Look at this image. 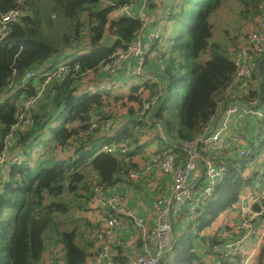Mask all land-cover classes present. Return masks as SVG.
<instances>
[{
    "label": "trees",
    "instance_id": "16d2710c",
    "mask_svg": "<svg viewBox=\"0 0 264 264\" xmlns=\"http://www.w3.org/2000/svg\"><path fill=\"white\" fill-rule=\"evenodd\" d=\"M112 1L115 5L102 7L101 0H0L1 13L9 10L21 13L0 35V155L7 147L6 160L0 168V264H40L48 244L54 248L61 246L60 258L55 257L57 251L51 252L50 259L55 264H87L96 251L92 239L93 229L100 223L96 219L107 213L105 207L103 209L93 200L94 179H98L94 184L100 185L119 183L122 176L136 167L131 157L150 142L169 146V150L164 151H171L178 162H183L185 156L177 145L193 140L208 127L219 105L231 103L232 96L240 102L236 105L251 111H264V47L250 51L249 77L225 96L235 72L233 58L243 36L251 30L236 36L231 48L211 41V15L222 0H152L150 20L154 22L159 17L163 23L162 36L152 44L160 51L161 63L150 60L144 70L163 86V96L154 113L155 121H160L167 132V140L162 139L153 124L148 127L136 115L141 98L153 96L156 82L146 75L144 78L134 75L144 80L130 86L126 92L99 91L102 87L120 84L114 78L122 77L123 71L99 72L100 67L111 62L109 57L114 51L126 50L141 27L136 19L112 16L118 5L130 0ZM245 4L252 6L256 25L264 0ZM53 22L66 23V32L60 36L51 31L49 26ZM43 29L51 34H45ZM204 52L208 55L206 60L201 58ZM66 58L69 60L65 61ZM45 61L50 65L37 70ZM63 63L77 65V68L63 80L51 81L46 86L33 106L30 122L25 124L24 130L14 132L6 144V137L17 122L19 97L16 96L21 93L22 98L36 95L43 79L26 81L15 92L9 85L20 84L28 69L44 72ZM255 64H258V71ZM83 75L90 76L94 84H86ZM103 80L107 85L97 88L96 84L100 85ZM92 111H95L97 125L90 128ZM123 117L128 118V122L120 133L112 135L113 126ZM106 122L110 126L108 131H103L101 127ZM263 131L264 118L242 111L230 117L227 134L234 140V147L232 155L224 159L228 169L226 178L217 184L213 198L199 209L192 221L180 214L174 225L173 245L160 264H208L194 247L208 238L213 240V245L218 243L216 233L222 228L213 234L208 229L223 212L226 211V217L232 215L239 195L251 185L256 174L243 173L252 163V157L241 158L237 152L244 146L261 149L263 141L259 139ZM125 141L129 142V151L125 154L100 150L105 144L123 145ZM44 152L48 153L47 157L43 156ZM198 152L202 165L206 152L202 148ZM46 162L51 163L48 166ZM86 167L88 173H85ZM87 179L92 181L88 183ZM128 184L126 182L124 187ZM81 189L85 190L80 198L86 210L100 216L95 217L93 223H87L89 250L79 246L77 237L81 232L76 227L59 230L55 219L70 214L71 207L64 201L65 195L77 194ZM261 219L263 215L254 221L255 227L259 228ZM225 227L232 229L229 225ZM257 231L253 230L250 241L258 240ZM252 243L253 247L258 246L257 242ZM260 248L261 264H264V241ZM115 251L114 261L126 263L120 248L116 247ZM248 253L247 244L243 242L230 255H224L222 250L207 254L212 264H242Z\"/></svg>",
    "mask_w": 264,
    "mask_h": 264
},
{
    "label": "built area",
    "instance_id": "2783aa9c",
    "mask_svg": "<svg viewBox=\"0 0 264 264\" xmlns=\"http://www.w3.org/2000/svg\"><path fill=\"white\" fill-rule=\"evenodd\" d=\"M163 1V0H158ZM107 5H115L112 0H101ZM152 0H130L128 3L118 5L113 10L114 18L125 16L136 19L141 27L136 38L131 42L126 50L114 51L109 59L110 63L100 67L99 72L123 71L125 76L145 75L144 67L153 59L160 64V51L152 44L158 41L162 36L163 23L157 17L151 22L149 13ZM258 21L251 32L244 37L233 58L235 72L230 81L225 96L230 94L231 89L240 84L249 77L251 67L248 64L250 51L264 47V4L262 5ZM20 11L9 10L5 13L0 12V35L8 23L15 22L20 16ZM77 65H60L47 72H36L28 69L23 75L22 82L41 78L42 83L38 87L36 95H29L26 98L19 96L17 101V122L11 127L10 133L5 139L8 144L14 132L24 130L25 124L30 122V109L35 105L36 100L44 93L46 86L51 81L63 80L72 69ZM151 79L156 82V89L151 97H142L141 106L136 112L140 121H143L148 127L154 125L162 139L167 140V132L162 127L160 121H155L154 113L157 109L158 101L163 96V86L155 77ZM156 107V108H155ZM242 111L252 113L258 118H264L263 110H245L236 104L222 103L217 108V113L210 119L208 127L198 133L193 140L181 141L177 146L178 150L185 156L183 162H178L177 157L171 151L152 152L145 165L140 169H133L127 175L121 177L117 184L100 185L93 184L94 201L100 205L107 213L102 221L97 224L92 232V239L96 245V251L93 257V264H118L114 261L113 247L124 245L119 241V232H127L132 228L137 229L138 236L142 241L141 252L127 264H160L165 253L170 249L172 230L178 222L180 214H184L192 221L201 207L208 203L214 195L216 186L222 182L227 175V159L233 153L234 140L227 134V127L230 117ZM93 120L90 122V128L96 124L95 111L90 112ZM102 123V122H101ZM100 123V124H101ZM109 123L102 125L103 131H108ZM199 148L206 152L203 158L204 163H199ZM7 147L3 149L0 155V168L4 166L6 160ZM102 151L108 154L120 152L125 154L129 151V142L125 141L123 145L111 144L102 147ZM259 150L244 146L237 152L241 158L252 157L254 170L256 172L250 186L246 187L238 197L231 212L234 221L232 229L223 227L216 234L218 243H212V239L205 241V248L208 251L222 250L224 255H230L235 247L246 242L254 229L258 230L259 239L264 238V159L259 162L257 158ZM156 170L170 178V189L163 198L162 203L155 202L150 210L149 216L154 223L148 226L144 218L136 215L132 209L127 207L124 184L126 182L140 183L147 179L151 172ZM196 174L199 181H193L191 177ZM196 177V176H195ZM197 180V179H196ZM258 205L256 208L255 206ZM263 215L259 223V228L255 227L254 221ZM227 221V220H226ZM228 223V222H227ZM241 233L240 237L237 234ZM226 240V242H221ZM254 246L252 250H257ZM251 254L245 255L242 264H247ZM45 264H55V261L49 260Z\"/></svg>",
    "mask_w": 264,
    "mask_h": 264
},
{
    "label": "rangeland",
    "instance_id": "374dc122",
    "mask_svg": "<svg viewBox=\"0 0 264 264\" xmlns=\"http://www.w3.org/2000/svg\"><path fill=\"white\" fill-rule=\"evenodd\" d=\"M169 0H167L168 2ZM251 0H222L220 6L212 13L211 15V23L213 25V36L211 38V41L216 42V43H223V44H227V46H229L230 48L233 46L234 44V39L237 36H242L245 33H247L248 31H250L251 29H253L254 27V22L255 19L253 17L252 14V6L251 5H246V2H250ZM100 6H105L104 3H100ZM250 13H249V12ZM251 17L253 18L251 20ZM66 23H60V25L57 22H53L50 27L51 31H55L58 32V34L61 36L62 33L66 32L64 26ZM43 32L45 34L50 35V32H47L45 29H43ZM163 33V31H162ZM201 58L203 60H206L208 58V55L205 54V52L202 54ZM69 58H66L65 61H68ZM50 65V62L45 61L39 68H37V70H40L42 68H46ZM254 65V64H252ZM256 66V64H255ZM35 70L37 73L40 71ZM87 75V74H86ZM83 75L82 77H84V82L88 85H93V80H91L90 76H86ZM142 77L144 78V76L142 75ZM142 77H118L117 79L114 78V81H116V83H120L119 85L116 84L113 87L107 88V87H102L101 85H107L106 80H103L100 85H97V88H100L99 91L101 92H111L112 94L115 93H119L120 90L121 91H128L129 87L142 82L144 79ZM128 78V79H126ZM112 82V81H111ZM125 84H121L124 83ZM86 86V85H83ZM82 86V87H83ZM10 87V85H9ZM109 87V86H108ZM2 98V97H1ZM0 98V100H1ZM32 110L33 107L30 109V116L32 115ZM34 111V110H33ZM236 122H238V118L235 119ZM246 126V125H244ZM255 129V128H252ZM155 131V129H154ZM264 132V131H263ZM154 133V132H152ZM251 135H252V131H251ZM254 138V136H252ZM261 139V140H260ZM259 139V142L264 140V134L261 135ZM157 148H162L163 150H169V146L163 144V143H158V145H156L155 142H150V145L148 147L146 146H142L141 151L136 152L135 155L133 157H131V159H133V162L136 164L135 169L138 170L140 169L146 162V160H148V157L150 155V153L153 150H156ZM260 151L258 152L259 157L257 158V160L259 161L264 159V141H263V146L261 149H259ZM52 154V152L50 153ZM44 157L48 156L47 152H44L43 154ZM69 156V155H68ZM260 162V161H259ZM51 162H46L44 163L45 165H50ZM249 168V169H248ZM248 168L243 172L244 174H248L251 175L252 174V170L254 169V164L253 163H249ZM85 173H88L89 168L86 167L84 168ZM132 171V170H131ZM90 175V173H89ZM88 175V176H89ZM127 175V174H126ZM87 176V175H86ZM92 176V175H90ZM125 176V175H124ZM168 177V176H167ZM169 178V177H168ZM170 179V178H169ZM195 179H199L196 175ZM88 183L92 181V179H87ZM170 182V181H169ZM94 183H98V179H94L93 180V184ZM142 184V187L144 186H148L151 185L153 190H155L157 188V184L155 182V180H151V178H147L145 180H143L142 182H140ZM132 184L134 185V183L132 182ZM139 184V183H137ZM166 184L161 182V186L162 188L165 186ZM84 189L81 190H77V194H67L65 195L64 201L68 202L71 209H70V214L68 216H57L55 219L58 222V229L59 230H70L73 227H76L77 231L81 232V234L77 237V242L78 244H80L79 246H83L84 249L89 250L91 245L87 244L88 241V233H89V228L87 223H91L93 222L95 216H93V211L92 210H86V207H84L83 205V201L82 198H80V195H82L84 193ZM84 199V197H83ZM92 207V206H91ZM226 211L223 212L212 224V227H210L208 229V231L210 233H214L215 230L223 228L222 224L224 225H229L232 228L234 227L233 223H227L226 219ZM234 221V219H233ZM221 225V226H219ZM218 226V227H217ZM48 233V231L46 232ZM50 234H52L50 232ZM52 238V235L50 236L49 240L48 238H46L49 242ZM264 241V238L259 239L258 236V240H253L250 241L249 239L246 241L247 244V249L249 251L248 255L251 254L250 259L248 260L247 264H261V255H260V247H262V243ZM252 242H257L258 245V249L257 250H252L253 249V243ZM51 244L47 245V249L48 246ZM238 245H243V243H240ZM237 245V246H238ZM260 245V247H259ZM88 247V248H87ZM61 250V246L57 247V251ZM93 250V247H92Z\"/></svg>",
    "mask_w": 264,
    "mask_h": 264
},
{
    "label": "crops",
    "instance_id": "0c3cea01",
    "mask_svg": "<svg viewBox=\"0 0 264 264\" xmlns=\"http://www.w3.org/2000/svg\"><path fill=\"white\" fill-rule=\"evenodd\" d=\"M254 27H255V25H254ZM254 27H253V29H254ZM255 70L258 71V64L255 66ZM145 75L149 79H151V77H154V76H150L151 73H149L147 71H145ZM122 77L123 78H125V77L131 78V76H125V75H123ZM128 78H126V79H128ZM230 102L235 103V104L240 103L237 100L236 96H232ZM127 122H128V118L123 117L119 124L113 126V129L111 131L112 135H116L118 132H120ZM262 141H264V140H262ZM259 161L261 162L260 159H259ZM0 173H2L1 170H0ZM195 176H196V174H194L191 177V179H193V181H199V179H197V180L195 179ZM149 178H151V180H155V182L157 184V188L155 190H153L151 185L142 187V184L141 183L137 184V182H133L134 185L132 184V182H129L130 184H128L127 186L124 187V193H125V199H126L127 207L132 209L136 215L144 218L146 221V224L148 226H150L151 224L154 223L153 219L150 218V216H149V210H150L151 206L155 202L162 203L163 198L166 196V193H167L168 189L170 188V182H169L170 179L168 177H166L165 175L161 174L160 172L156 171V170H153L151 172ZM161 182L166 184L163 188L161 186ZM93 216L100 217L99 214L93 215ZM226 219H227L228 223H232L234 218L232 217V215H228L226 217ZM96 220H98L97 222L99 223L102 221V218L96 219ZM96 220H94V221H96ZM217 230H219V229H217ZM118 237H120L119 241L124 242V245H116L114 248V255L117 252V251H115L116 247H119L120 250L122 251L123 256L125 257V259H127L126 263H124V264H127V262L129 260L135 258L141 252L142 241L138 236L137 229H135V228H132L131 230H129L127 232H122V233L119 232ZM204 244H205V242L204 243L201 242L199 244H196L194 248L197 249L196 250L197 253H199L200 257L202 259H204V261H206L208 264H212V261L210 260L209 255L207 254L209 252L205 248ZM52 251H57V248H54L53 245H50L48 247V249L45 250V252L43 254L42 262L40 264H45L48 260H51L50 257H51ZM61 254H62L61 250L57 251V253L55 254V257L60 258ZM116 263H118V262H116ZM87 264H93V259L87 261ZM118 264H121V263H118Z\"/></svg>",
    "mask_w": 264,
    "mask_h": 264
},
{
    "label": "clouds",
    "instance_id": "9594fccd",
    "mask_svg": "<svg viewBox=\"0 0 264 264\" xmlns=\"http://www.w3.org/2000/svg\"><path fill=\"white\" fill-rule=\"evenodd\" d=\"M112 16H113V15H112ZM0 34H1V33H0ZM63 64H67V63H63ZM63 64H60V65H63ZM60 65H59V66H60ZM68 65H70V64H68ZM57 67H58V66H57ZM55 68H56V67H55ZM32 70H34V69H32ZM34 71H35V70H34ZM49 71H50V70H49ZM44 72H47V71H44ZM39 73H40V72H39ZM24 74H25V73H24ZM143 76H145V75H143ZM22 78H23V77H22ZM148 79H149V78H148ZM30 80H32V79H30ZM150 80H151V79H150ZM21 81H22V80H21ZM27 81H29V80H27ZM152 81H153V80H152ZM24 82H26V81H24ZM24 82H21L20 84H17V85H15V86H13V84L11 83L9 89H10L12 92H15L17 89H20L21 87H23V83H24ZM22 94H23V93L17 95L16 97H19V96H21ZM16 97H15V98H16ZM237 106H239V105H237ZM240 107H241V106H240ZM242 108H243V107H242ZM243 109H245V108H243ZM245 110H248V109H245ZM243 113H244V112H243ZM121 131H122V130H121ZM121 131H120V132H121ZM120 132H118V133H120ZM111 144H114V143H111ZM111 144H110V145H111ZM105 145H106V144H105ZM105 145H103V146H105ZM103 146H102V147H103ZM133 146H134V145H133ZM102 147L100 148L101 151H102ZM254 148H256V147H254ZM256 149H258V148H256ZM258 150H259V149H258ZM161 151H164V150H161ZM259 151H260V150H259ZM103 152H104V151H103ZM138 152H139V151H138ZM152 152H154V151H152ZM152 152H151V153H152ZM106 153H107V152H106ZM151 153H150V154H151ZM225 221H226V220H225ZM173 229H174V228H173ZM174 232H175V230H174ZM204 246H205V244H204ZM194 250H195V249H194ZM168 251H169V250H168ZM168 251H167V252H168ZM195 251H196V250H195ZM207 251H208V249H207ZM167 252H166V254H167ZM196 252H197V251H196ZM208 252H209V251H208ZM166 254H165V255H166Z\"/></svg>",
    "mask_w": 264,
    "mask_h": 264
},
{
    "label": "water",
    "instance_id": "95a60500",
    "mask_svg": "<svg viewBox=\"0 0 264 264\" xmlns=\"http://www.w3.org/2000/svg\"><path fill=\"white\" fill-rule=\"evenodd\" d=\"M174 239H175V232H174V229H173V230H172V239H171L170 248H171L172 245H173ZM165 254H166V253H165Z\"/></svg>",
    "mask_w": 264,
    "mask_h": 264
}]
</instances>
